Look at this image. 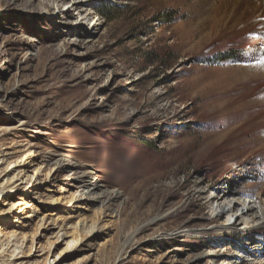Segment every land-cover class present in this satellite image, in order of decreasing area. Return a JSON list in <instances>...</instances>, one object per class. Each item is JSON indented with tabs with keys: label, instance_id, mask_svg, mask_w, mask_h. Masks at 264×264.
I'll return each mask as SVG.
<instances>
[{
	"label": "rangeland",
	"instance_id": "374dc122",
	"mask_svg": "<svg viewBox=\"0 0 264 264\" xmlns=\"http://www.w3.org/2000/svg\"><path fill=\"white\" fill-rule=\"evenodd\" d=\"M0 89L17 263L264 264V0H0Z\"/></svg>",
	"mask_w": 264,
	"mask_h": 264
},
{
	"label": "bare ground",
	"instance_id": "6f19581e",
	"mask_svg": "<svg viewBox=\"0 0 264 264\" xmlns=\"http://www.w3.org/2000/svg\"><path fill=\"white\" fill-rule=\"evenodd\" d=\"M43 5V4H42ZM47 7V5H46ZM1 90V89H0ZM2 152H0V162L1 164L4 163V159L5 156L7 155H1ZM6 162V161H5ZM12 164H9V166H11ZM16 171V170H14ZM90 172L88 170H83L82 172L79 173H74L73 176L70 178V183L72 187H75L77 189V191L70 196V202L74 201L75 203H83V202H90L92 204H94V202L96 203H101L103 208L105 207L106 203H110L113 200H116L117 198H119L121 196L120 192L113 190V191H109L107 188H103L99 182L93 180L90 177ZM24 177L27 178V180L29 181V185L33 180V176H29L26 174L25 170H21L18 171L17 173L15 172L14 178L17 181L22 180ZM37 186V184L35 185ZM34 185H32L30 188H33ZM5 191L0 189V196L4 193ZM10 197V196H9ZM222 197L219 196L218 199ZM17 198V197H15ZM250 199V198H249ZM221 200V199H220ZM1 201V198H0ZM247 202H249V204L247 205ZM232 201L229 202V205H232ZM89 204V203H88ZM4 205L9 206V208L3 213L5 214L7 217H0V264H24V262L21 260L19 263H17L14 260H20L23 255H16V251L20 250L19 253L23 254V244L21 242H19V239H17V235L21 234L18 233L17 234V230L16 231H12V232H7L5 229H2V225H10V226H15L16 228L20 229L21 232L24 231L27 227L30 226V223L28 221L23 220L21 217L19 216H15L17 214H20L21 212L23 213L24 210H26L27 208V203L24 201V199H18V200H14V201H10V202H4ZM243 207V211H241V209H236V212L234 215L237 214H241L240 218L243 220L244 217L250 215V214H255V207L252 206L250 204V201H245V203L242 204ZM225 210L218 207V209H214L213 210V214H222L224 213ZM15 217V220L13 222H10V216ZM32 215H28L27 217H31ZM256 216V215H255ZM23 220V221H22ZM31 221V220H30ZM40 223V222H39ZM44 225V224H41ZM40 225V228L42 227ZM49 228H44L42 230H44L45 236H47V230ZM49 231H51L49 229ZM60 230V232H58V234L55 235L56 240L54 242V244H58V243H63L67 238H68V234L65 232H62ZM23 233V232H22ZM42 236V234L38 235V238H40ZM45 236H43L42 238H44ZM25 239V236L23 235V240ZM52 247V245H51ZM33 251V245H32V249L29 252V255H27V257L29 256H40L37 255L36 252L37 250L34 251V253H32ZM43 251V250H42ZM25 256V255H24ZM38 260V259H37ZM57 260V259H56ZM27 262V261H26ZM39 262V261H38ZM54 263V262H52ZM50 263V264H52ZM26 264V263H25ZM34 264H38L37 262H35ZM45 264H47V260L45 262Z\"/></svg>",
	"mask_w": 264,
	"mask_h": 264
}]
</instances>
